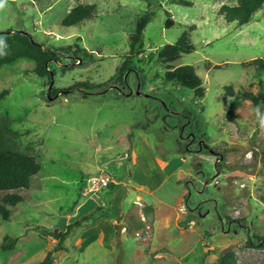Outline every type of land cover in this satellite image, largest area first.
<instances>
[{
  "label": "rangeland",
  "instance_id": "obj_1",
  "mask_svg": "<svg viewBox=\"0 0 264 264\" xmlns=\"http://www.w3.org/2000/svg\"><path fill=\"white\" fill-rule=\"evenodd\" d=\"M81 3L96 4L93 16L65 25ZM150 3L157 9L145 45L132 53L131 35ZM237 3L3 0L0 31L29 33L51 58L21 57L0 68V114L17 133L11 143L42 165L30 187L9 190L23 201L8 206L9 219L0 217V264H38L49 249L52 264H217L226 249L236 251L237 264H264L257 245L264 236V67L252 63L264 58V8L238 25L220 11ZM186 30L195 50L166 64L158 52ZM186 64L201 76L204 96L166 80L169 65ZM175 167L156 193L139 188L147 173L159 182ZM103 173L122 183L93 184ZM85 194L116 217L114 249L100 242L81 249L75 239L60 247L55 228ZM7 235L14 249L1 245Z\"/></svg>",
  "mask_w": 264,
  "mask_h": 264
},
{
  "label": "trees",
  "instance_id": "obj_2",
  "mask_svg": "<svg viewBox=\"0 0 264 264\" xmlns=\"http://www.w3.org/2000/svg\"><path fill=\"white\" fill-rule=\"evenodd\" d=\"M3 0H0V5ZM149 10L142 15L138 22L137 28L131 35V52L135 53L144 47V30L147 24L153 19L157 6L152 3ZM264 8V0H238L237 4H224L220 11L229 21H237L238 25H244L250 22L256 12ZM96 10V4H78L71 9L63 20L65 25H75L83 20L93 16ZM175 20L169 19L167 25H173ZM193 27V26H192ZM195 50V46L191 41L190 32L184 31L175 43L166 44L159 52L162 61L168 64L182 56L183 53H190ZM28 57L38 61H48L51 58L49 52L43 50L42 45L31 39L29 33L23 31L9 30L7 32L0 31V68L8 63L16 61L18 58ZM252 63L264 67V58H255ZM47 71L43 69L42 72ZM167 81H176L183 85L189 86L196 90L199 96H204L206 88L203 80L198 74L194 65L186 64L178 67H171L166 72ZM231 90L230 87H227ZM246 98L259 102L260 95H254L250 92H244ZM17 135L11 130V122L5 116L0 114V191H9L16 189L28 188L31 185L32 177L41 170V162L35 155L22 153L14 149L12 140ZM114 183V182H111ZM110 183V184H111ZM23 201V196L18 192L9 191L0 199V217L9 219L11 210L8 206H15ZM104 205H98L92 211L83 214L76 220L67 225L65 231H57L60 235L59 243L62 247L64 242L74 231L85 226L92 225L107 212L102 211ZM101 211V213H99ZM100 216V217H99ZM99 217V218H98ZM257 243L258 246L264 247V236ZM16 239L9 235L4 237V248L14 249L16 247ZM249 245H255L252 239L248 240ZM54 262L53 251L49 250L45 258L38 264H52ZM217 264H237V254L233 249H226L218 258Z\"/></svg>",
  "mask_w": 264,
  "mask_h": 264
},
{
  "label": "crops",
  "instance_id": "obj_3",
  "mask_svg": "<svg viewBox=\"0 0 264 264\" xmlns=\"http://www.w3.org/2000/svg\"><path fill=\"white\" fill-rule=\"evenodd\" d=\"M162 170L166 171L169 169L170 164H168L166 161H162ZM179 167H175L172 169L171 173L168 174L167 176L163 177L162 180L159 182H154L153 181V175L150 173H147L146 175V181L143 182L141 181L140 187L142 190L148 189L150 190L151 193H156L159 191L161 187L165 184V181L167 178L171 177L173 174L177 172V169ZM118 183H122L121 181H115L113 185H118ZM142 196L138 195V199L141 201ZM143 199V198H142ZM94 201V202H93ZM93 202V203H92ZM117 202L120 204V202L117 200ZM100 203L97 200H94L92 197L86 196V194L79 199L78 201L75 202V211L77 212L74 216L68 217L65 220L60 223V226L56 227L55 230L58 228L61 231H65L67 229V225L82 216L85 213H88L95 209L98 205H105ZM156 209V207H154ZM186 211V209L184 210ZM155 214V213H154ZM187 215H190L187 212ZM145 218V216H143ZM149 225V224H148ZM57 230V231H59ZM78 230V229H77ZM127 229H123V233L126 232ZM117 219L116 217L110 216L108 213L102 215L95 223L89 226H85L80 228L75 236H69L67 239L69 240H74L75 239V244H78L81 249H87L89 246L95 244L96 242H100L101 246L104 248H111L114 249V246L112 245L116 235H117ZM57 239V237H55ZM53 243V241H51ZM55 243V242H54ZM68 248V246H67ZM48 249V248H47ZM50 250V249H49Z\"/></svg>",
  "mask_w": 264,
  "mask_h": 264
},
{
  "label": "built area",
  "instance_id": "obj_4",
  "mask_svg": "<svg viewBox=\"0 0 264 264\" xmlns=\"http://www.w3.org/2000/svg\"><path fill=\"white\" fill-rule=\"evenodd\" d=\"M92 182L95 185L104 186L110 184L111 182H115V177L110 173H103L100 176L92 177Z\"/></svg>",
  "mask_w": 264,
  "mask_h": 264
},
{
  "label": "clouds",
  "instance_id": "obj_5",
  "mask_svg": "<svg viewBox=\"0 0 264 264\" xmlns=\"http://www.w3.org/2000/svg\"><path fill=\"white\" fill-rule=\"evenodd\" d=\"M116 181V180H115Z\"/></svg>",
  "mask_w": 264,
  "mask_h": 264
}]
</instances>
